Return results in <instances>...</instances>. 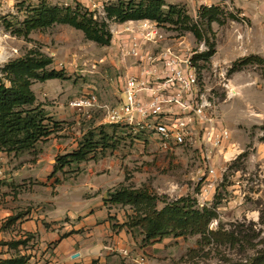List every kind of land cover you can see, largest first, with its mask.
Instances as JSON below:
<instances>
[{
  "label": "rangeland",
  "instance_id": "374dc122",
  "mask_svg": "<svg viewBox=\"0 0 264 264\" xmlns=\"http://www.w3.org/2000/svg\"><path fill=\"white\" fill-rule=\"evenodd\" d=\"M131 1L139 0H0V82L11 84L14 76L7 67L13 61L38 58L40 53L53 59L47 70L64 74L62 79L33 80L31 85L36 104H42L54 128L48 139H39L17 155L0 152V204L7 207L9 194L10 201L17 206L14 215L0 225V232L6 235L0 237V259L25 256L26 264H30L36 237L23 232L13 219L28 215L39 206L30 199L33 193L44 190L49 182L51 191L57 193V185L81 172L79 163L67 164L59 158L75 152L81 145L89 150V156L113 154L112 150L101 149L106 139L100 132L105 129L110 134L113 130L102 109L77 110L70 107V102L95 92L100 102L116 104L125 75L135 72L141 63L127 53L132 42H137L144 54L154 56L166 44H182L196 50L205 42L206 46H214V53L221 48L223 55L234 40H241L239 32H264L262 22L260 26L247 20L239 15L240 9L226 0L215 1L212 6L216 10L210 14L203 7L208 5L199 6L198 0H164V21L159 30L165 38L161 42L146 41L143 26L146 19L119 22L104 18L105 7L118 6L120 2L126 6ZM42 4L69 7L87 15L92 11L95 18L108 24L111 43L98 44L68 24H54L26 34L24 21ZM171 6H175V11H171ZM194 26L201 29L202 38L195 35ZM257 58H237L225 70L227 79L242 72L237 80L245 87L240 91L234 85L226 86L224 76H219L215 87L210 89L215 84L212 57L196 62L200 92L206 93L214 106L209 113L216 118L219 129L228 132L216 149L207 150L199 141L194 146L173 145L163 150L155 147L157 142L148 131L136 138L141 141L137 143L139 146H133L132 138L126 139L124 144L134 148L133 152L119 148L120 156H131L122 165L124 180L112 190L122 193L125 199L116 204V210L126 213L136 246H152L149 253L143 252L152 257V264L241 263L264 251V61ZM196 129L201 136L202 126L196 124ZM120 139L115 142L121 147ZM10 178L13 180L8 181ZM181 198L185 200L180 202L181 206L215 214L208 228L219 233L203 240L199 234L172 232L145 242L139 219L128 215L143 218L145 212L160 210ZM16 241L21 244L15 245Z\"/></svg>",
  "mask_w": 264,
  "mask_h": 264
},
{
  "label": "crops",
  "instance_id": "0c3cea01",
  "mask_svg": "<svg viewBox=\"0 0 264 264\" xmlns=\"http://www.w3.org/2000/svg\"><path fill=\"white\" fill-rule=\"evenodd\" d=\"M199 6L215 4L218 0H198ZM240 9L239 15L251 22L264 25V0H226L225 2ZM263 25H261L262 23ZM239 42H233L226 54L221 55L220 49L212 57L214 88L220 78L219 71L227 70L237 58L246 56L258 57L264 61V32L252 34L239 32ZM252 37V38H250ZM138 66L135 71L138 70ZM242 72L233 73L229 84L236 89L243 90L244 84L237 78ZM241 74V75H240ZM123 96L119 92V100ZM113 131V130H112ZM116 134L121 136V147L112 150L113 154L100 156L78 164L80 173L64 180L57 185V193L51 191L52 182L32 198L39 204L28 215L21 214L17 219L18 227L26 233L36 237L34 255L30 264H152V257L143 254L149 253L151 245L138 248L132 233L124 225L126 213L116 210V204L111 203L109 194L117 184L124 180L123 162L127 163L130 156H120L119 148L133 152L134 148L125 145L127 138H132L133 146L141 142L135 135L124 127H117ZM153 139H155L153 137ZM156 148L159 143L156 141ZM151 144H153L151 142ZM4 152H2L3 154ZM1 154V153H0ZM41 160V159H39ZM74 164H72L73 166ZM49 174V173H48ZM10 178L8 181H12ZM18 197L22 195L19 193ZM12 198L7 194V207L0 204V225L14 215ZM25 199V197H23ZM125 214V215H124ZM2 220V221H1ZM3 231L0 237H5ZM125 251L127 253H125ZM148 255V254H147Z\"/></svg>",
  "mask_w": 264,
  "mask_h": 264
},
{
  "label": "trees",
  "instance_id": "16d2710c",
  "mask_svg": "<svg viewBox=\"0 0 264 264\" xmlns=\"http://www.w3.org/2000/svg\"><path fill=\"white\" fill-rule=\"evenodd\" d=\"M166 5L164 0H139L138 2H128L125 6L120 2L117 5H111L104 8L105 19L111 21L126 22L130 20L150 19L163 24L162 9ZM207 9V14L216 10V6H203ZM204 8V9H205ZM175 11V6H171V11ZM28 34L38 28H47L54 24H68L84 32L87 39L97 42L101 45L111 43L112 32L102 18H95L91 11L87 15L72 11L69 7L60 8L42 4L32 13V16L24 21ZM193 32L197 37L202 38L203 34L198 26L193 27ZM206 43V42H205ZM208 50L195 56L207 60L214 54V46H207ZM53 62V59L40 53L37 58H27L13 61L7 67L14 76L11 78V84L0 82V152L16 155L22 151L30 149L39 139H48L54 128L50 126L51 119L42 104H36V96L31 88L33 80L46 81L50 79H62L64 74L57 70H47L46 67ZM41 71V72H40ZM117 125L110 124L109 128L113 131L106 134L104 130L100 132L102 138L101 149H116L119 141V134H116ZM111 143L112 145H109ZM82 145L78 150L62 156L59 159L66 160L67 164L98 158L96 154L88 155ZM104 154V152H103ZM70 155V156H69ZM63 165V163L61 164ZM122 193L112 191L109 194V201L113 204H122L125 199L121 197ZM185 201L181 198L164 208L144 213V217L136 214L128 215L131 219H139L142 231L146 235V241L155 239L158 236H164L169 233L201 235L202 239H208L209 236L217 235L218 231L208 228V222L213 217V213L208 210H194L189 206H181L180 202ZM138 213V212H137ZM21 215H17L13 220H17ZM127 227L130 225L127 221L124 223ZM218 232V233H217ZM15 245L21 244L16 241ZM0 264H26L25 256H12L6 259H0ZM231 264H264V251H258L250 260L241 263Z\"/></svg>",
  "mask_w": 264,
  "mask_h": 264
},
{
  "label": "built area",
  "instance_id": "2783aa9c",
  "mask_svg": "<svg viewBox=\"0 0 264 264\" xmlns=\"http://www.w3.org/2000/svg\"><path fill=\"white\" fill-rule=\"evenodd\" d=\"M143 26L146 41L161 42L165 38L157 22L146 19ZM207 50L205 43L196 50L166 44L154 56L144 54L139 44L132 42L127 53L141 63L137 71L125 75L121 99L113 105L100 102L95 92H89L71 100L70 107L85 111L98 107L105 113L106 123L127 128L135 135L148 131L163 150L173 145L194 146L199 141L207 150H214L228 132L219 129L216 118L209 113L214 106L199 89L200 72L194 58ZM219 74L227 75L225 70ZM225 82L229 86L226 77ZM196 124L202 126L201 136Z\"/></svg>",
  "mask_w": 264,
  "mask_h": 264
}]
</instances>
